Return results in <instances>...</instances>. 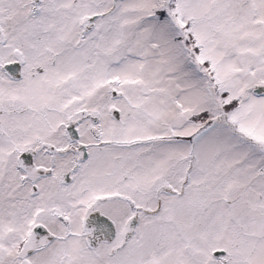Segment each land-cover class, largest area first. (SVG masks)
Returning <instances> with one entry per match:
<instances>
[{"label":"snow or ice","instance_id":"1","mask_svg":"<svg viewBox=\"0 0 264 264\" xmlns=\"http://www.w3.org/2000/svg\"><path fill=\"white\" fill-rule=\"evenodd\" d=\"M0 264H264V0H0Z\"/></svg>","mask_w":264,"mask_h":264}]
</instances>
